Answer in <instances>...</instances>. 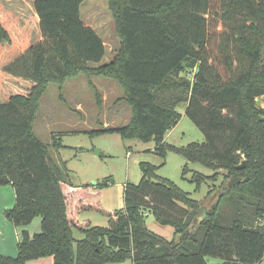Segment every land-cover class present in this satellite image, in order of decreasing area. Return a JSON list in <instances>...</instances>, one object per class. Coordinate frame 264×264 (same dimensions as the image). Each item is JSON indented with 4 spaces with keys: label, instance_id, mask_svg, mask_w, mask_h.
Masks as SVG:
<instances>
[{
    "label": "trees",
    "instance_id": "16d2710c",
    "mask_svg": "<svg viewBox=\"0 0 264 264\" xmlns=\"http://www.w3.org/2000/svg\"><path fill=\"white\" fill-rule=\"evenodd\" d=\"M82 2L33 3L50 47L32 46L14 63L18 70L10 73L34 85L0 103V187L11 186L15 197L3 215L19 230L17 256L0 255V264L46 257L53 264H207V256L220 264H260L264 228L254 224L264 216V109L256 102L264 97V0H106L120 47L97 67L90 64L102 60L105 46L81 20ZM16 20L0 4V45L14 46ZM79 75L116 81L132 112L127 124L91 134L151 140L161 157L173 152L214 172L191 176L196 188L225 172L222 190L201 203L145 166L137 186H124V207L107 227L80 222L82 212L100 210V192L89 189L107 183L74 186L33 132L49 84ZM180 104L203 143L165 142L180 119ZM51 139L58 149V137ZM187 172L185 166L183 179ZM147 215L172 226L177 240L151 232ZM36 217L41 230L30 235L26 228Z\"/></svg>",
    "mask_w": 264,
    "mask_h": 264
},
{
    "label": "rangeland",
    "instance_id": "374dc122",
    "mask_svg": "<svg viewBox=\"0 0 264 264\" xmlns=\"http://www.w3.org/2000/svg\"><path fill=\"white\" fill-rule=\"evenodd\" d=\"M35 1L0 0L2 12L17 17L12 29L15 37L14 46L5 43L0 45V103L17 94L26 95L34 85L32 81L10 73L18 70L14 65L19 62L22 55L32 46L42 44L47 49L50 47L39 29V20L33 10ZM79 13L84 25L89 24L105 44V48L110 50L105 51L99 63L90 65L97 67L108 63L118 43L113 35V19L106 0H83ZM48 56L49 53L46 57ZM122 98L123 91L116 81L79 75L66 79L61 85L49 84L40 99L33 132L49 147L51 158L64 166L69 182L74 186L89 185L94 188L98 183H107L101 190L89 189L92 195L100 192L98 198L100 210L82 212L78 217L80 222L87 221L90 227H107L110 216L124 207V186L126 184L137 186L145 166L153 167L157 177L173 182L188 193L191 199L201 203H205L209 192H214L213 195L216 196L222 190L225 172L219 171L214 181L209 180L196 188L195 184L188 181L191 176L194 174L211 176L214 172L201 164L187 162L173 152H167L164 158L161 157L155 153V145L151 140L147 142L136 139L123 140L118 134H91L94 130L107 126L120 127L129 122L132 112ZM258 100H260L258 107L264 109V97ZM77 106L82 110L78 111ZM177 112L180 119L171 129L173 131L166 133L165 142L175 147L203 143L202 132L185 115V104L178 105ZM51 136L58 137L60 144L58 149L51 146ZM185 166L188 172L186 179H183L182 171ZM92 200L96 201V197ZM228 212L224 207V214ZM145 224L156 235L168 241L177 240L174 228L159 224L152 215H147ZM254 225L264 228V216L257 217ZM26 230L30 235L39 233L41 219L36 217ZM73 237L80 240L83 236L75 229ZM36 260L31 264H53L52 257ZM205 261L207 264L222 262L221 259L209 256L205 257ZM125 264L131 263L127 261ZM260 264H264V259Z\"/></svg>",
    "mask_w": 264,
    "mask_h": 264
},
{
    "label": "crops",
    "instance_id": "0c3cea01",
    "mask_svg": "<svg viewBox=\"0 0 264 264\" xmlns=\"http://www.w3.org/2000/svg\"><path fill=\"white\" fill-rule=\"evenodd\" d=\"M87 26L91 27V26H89V24H87ZM113 28H114V21H113ZM113 32H114L113 35H115L117 43H118L117 48L114 51H112L115 54V52L120 47V41L115 34V29ZM104 46H105V44H104ZM105 51L109 52L110 50L108 51L105 48ZM113 56H112V58H113ZM112 58H111V60H112ZM108 63H105V64H108ZM76 109L78 111L82 110L81 108H79V106H77ZM171 131H173V130H171ZM171 131H168V132L170 133ZM14 203H15V197H14L13 188L9 185L0 187V255L9 256V257H16L17 256V244L19 241V230L17 228H15L11 223L6 221V219L4 218L3 212L7 209L12 208L14 206ZM39 260H41V259H39ZM36 261H38V260H36ZM127 261H129L131 263L130 260H126L125 262L120 263V264H125ZM33 262H35V261H30V262H28V264H31Z\"/></svg>",
    "mask_w": 264,
    "mask_h": 264
},
{
    "label": "water",
    "instance_id": "95a60500",
    "mask_svg": "<svg viewBox=\"0 0 264 264\" xmlns=\"http://www.w3.org/2000/svg\"><path fill=\"white\" fill-rule=\"evenodd\" d=\"M256 102H257V106H259L260 105V100H257ZM243 167H244V162L241 165L238 166V169H242Z\"/></svg>",
    "mask_w": 264,
    "mask_h": 264
}]
</instances>
